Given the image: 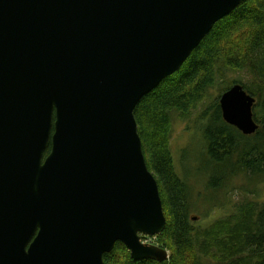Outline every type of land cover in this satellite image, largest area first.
<instances>
[{
	"label": "water",
	"instance_id": "95a60500",
	"mask_svg": "<svg viewBox=\"0 0 264 264\" xmlns=\"http://www.w3.org/2000/svg\"><path fill=\"white\" fill-rule=\"evenodd\" d=\"M243 1L0 0V264L169 260L135 109ZM219 101L258 131L242 85Z\"/></svg>",
	"mask_w": 264,
	"mask_h": 264
},
{
	"label": "trees",
	"instance_id": "16d2710c",
	"mask_svg": "<svg viewBox=\"0 0 264 264\" xmlns=\"http://www.w3.org/2000/svg\"><path fill=\"white\" fill-rule=\"evenodd\" d=\"M242 75L249 77L248 83L235 79ZM235 85H242L257 100L253 113L259 129L251 136L226 123L222 116L220 96ZM212 90L219 92V98L204 106L199 117L206 121L205 154L212 163L230 162L225 167L232 174H224L225 185L232 176L264 184V0H244L214 26L177 73L136 107L143 153L159 185L167 219L156 240L170 252V259L136 261L123 243H117L105 254V264H264V203L240 204L233 215L197 227L191 217L195 206L190 184L176 171L171 152L174 119L190 118ZM207 175L209 186L210 182L213 185L212 172Z\"/></svg>",
	"mask_w": 264,
	"mask_h": 264
},
{
	"label": "rangeland",
	"instance_id": "374dc122",
	"mask_svg": "<svg viewBox=\"0 0 264 264\" xmlns=\"http://www.w3.org/2000/svg\"><path fill=\"white\" fill-rule=\"evenodd\" d=\"M238 78L244 83H248L250 80L244 75L235 79ZM210 94V98L204 105H200L197 110L193 111L190 118L183 121L177 117L172 124L171 152L178 175L182 179L185 175L190 184L189 194L195 206L191 217L197 227H207L218 219L233 215L236 207L240 204L264 203V184L261 181L251 184L243 176H232V180H229L225 185L227 182L224 183L225 175L232 174L230 168L225 167L230 162L216 160L212 163L208 155L205 154L203 131L206 121H200L199 117L204 111V106H211L220 95L217 90H212ZM207 171L212 172V179L214 178V183L212 185L210 182V186V177L208 179ZM223 184L225 187L221 189ZM141 239L144 244L160 247L156 237L142 235Z\"/></svg>",
	"mask_w": 264,
	"mask_h": 264
},
{
	"label": "flooded vegetation",
	"instance_id": "af4514ba",
	"mask_svg": "<svg viewBox=\"0 0 264 264\" xmlns=\"http://www.w3.org/2000/svg\"><path fill=\"white\" fill-rule=\"evenodd\" d=\"M52 150V144L51 142L48 143V146L46 148V151L44 152V155H43V162L45 161V159L49 156L50 152ZM156 237V236H155Z\"/></svg>",
	"mask_w": 264,
	"mask_h": 264
},
{
	"label": "bare ground",
	"instance_id": "6f19581e",
	"mask_svg": "<svg viewBox=\"0 0 264 264\" xmlns=\"http://www.w3.org/2000/svg\"><path fill=\"white\" fill-rule=\"evenodd\" d=\"M223 19H224V18H223ZM154 90H155V89H154ZM150 93H151V92H150ZM150 93H149V94H150ZM142 99H143V98H142ZM142 99H141V100H142ZM141 100H140L139 102H141Z\"/></svg>",
	"mask_w": 264,
	"mask_h": 264
}]
</instances>
